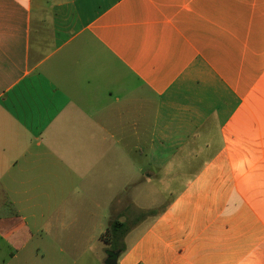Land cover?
Wrapping results in <instances>:
<instances>
[{
    "label": "crops",
    "instance_id": "crops-1",
    "mask_svg": "<svg viewBox=\"0 0 264 264\" xmlns=\"http://www.w3.org/2000/svg\"><path fill=\"white\" fill-rule=\"evenodd\" d=\"M110 257L264 264V0H0V264Z\"/></svg>",
    "mask_w": 264,
    "mask_h": 264
},
{
    "label": "rangeland",
    "instance_id": "rangeland-1",
    "mask_svg": "<svg viewBox=\"0 0 264 264\" xmlns=\"http://www.w3.org/2000/svg\"><path fill=\"white\" fill-rule=\"evenodd\" d=\"M142 198L146 201H148V203H153V202H162L165 198L164 194L162 193V191L155 187L152 183L151 184H144L143 186V192L141 195H139V199ZM145 202L142 200V202L140 203V206L143 205ZM139 205V203H138ZM151 217L147 218L150 219ZM147 222V221H146ZM109 224V223H108ZM109 225H104L103 227L99 228L97 227L96 229V233H98V235L103 236L104 233L106 232V230L108 229ZM146 228V226L140 227L139 232L143 231ZM102 234V235H101ZM135 238L136 235H138V232L133 234ZM132 238V239H133ZM121 244L123 245L122 242H119L117 245L116 244H110L111 249H115L116 247H121Z\"/></svg>",
    "mask_w": 264,
    "mask_h": 264
},
{
    "label": "trees",
    "instance_id": "trees-1",
    "mask_svg": "<svg viewBox=\"0 0 264 264\" xmlns=\"http://www.w3.org/2000/svg\"><path fill=\"white\" fill-rule=\"evenodd\" d=\"M127 231L128 227L124 223L115 221L108 227L102 238L105 243L117 245L127 233Z\"/></svg>",
    "mask_w": 264,
    "mask_h": 264
},
{
    "label": "water",
    "instance_id": "water-1",
    "mask_svg": "<svg viewBox=\"0 0 264 264\" xmlns=\"http://www.w3.org/2000/svg\"><path fill=\"white\" fill-rule=\"evenodd\" d=\"M107 264H116V258L110 257Z\"/></svg>",
    "mask_w": 264,
    "mask_h": 264
}]
</instances>
